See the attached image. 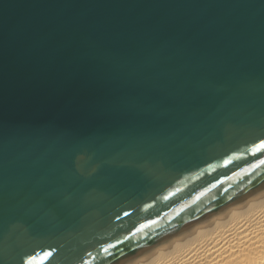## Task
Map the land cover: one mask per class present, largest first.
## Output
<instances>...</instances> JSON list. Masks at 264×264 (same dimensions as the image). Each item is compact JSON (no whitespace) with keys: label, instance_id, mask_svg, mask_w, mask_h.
I'll use <instances>...</instances> for the list:
<instances>
[{"label":"water","instance_id":"95a60500","mask_svg":"<svg viewBox=\"0 0 264 264\" xmlns=\"http://www.w3.org/2000/svg\"><path fill=\"white\" fill-rule=\"evenodd\" d=\"M264 0H0V264H126L264 187Z\"/></svg>","mask_w":264,"mask_h":264},{"label":"bare ground","instance_id":"6f19581e","mask_svg":"<svg viewBox=\"0 0 264 264\" xmlns=\"http://www.w3.org/2000/svg\"><path fill=\"white\" fill-rule=\"evenodd\" d=\"M126 264H264V187Z\"/></svg>","mask_w":264,"mask_h":264},{"label":"snow or ice","instance_id":"6c2138e0","mask_svg":"<svg viewBox=\"0 0 264 264\" xmlns=\"http://www.w3.org/2000/svg\"><path fill=\"white\" fill-rule=\"evenodd\" d=\"M260 148H264V143H262V144L260 145Z\"/></svg>","mask_w":264,"mask_h":264}]
</instances>
